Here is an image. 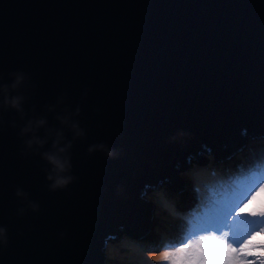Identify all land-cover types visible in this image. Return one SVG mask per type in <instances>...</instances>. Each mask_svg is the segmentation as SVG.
I'll use <instances>...</instances> for the list:
<instances>
[{"label":"water","instance_id":"1","mask_svg":"<svg viewBox=\"0 0 264 264\" xmlns=\"http://www.w3.org/2000/svg\"><path fill=\"white\" fill-rule=\"evenodd\" d=\"M14 72L27 79L10 93L23 118L0 93V264H105L122 231H146L145 195L183 191L190 161L264 144V0H0V85ZM77 106L76 179L50 191L40 153L57 130L73 139L56 117ZM41 118L33 151L20 129ZM99 144L114 156L87 152Z\"/></svg>","mask_w":264,"mask_h":264},{"label":"snow or ice","instance_id":"2","mask_svg":"<svg viewBox=\"0 0 264 264\" xmlns=\"http://www.w3.org/2000/svg\"><path fill=\"white\" fill-rule=\"evenodd\" d=\"M262 179L264 163H258L242 171L224 186L215 188L211 195L202 198L201 206L186 218L187 223L184 224L181 234L162 245L164 248L174 249L165 251L162 259L170 260L171 264H254V261L240 259L241 255L252 256L254 252L246 251L239 244L247 233V225L241 223L240 216L233 213L237 202L247 197ZM261 194H264V189H260L248 201L255 200ZM239 211L243 212L244 209L240 208ZM257 214L264 216V205L259 212L250 213L252 216ZM207 233L216 235L207 236ZM195 236H201L202 239L195 240L192 238ZM213 243L216 247L212 246ZM233 244L237 246L233 247ZM261 245V254L264 255V241H261ZM260 264H264V260Z\"/></svg>","mask_w":264,"mask_h":264},{"label":"clouds","instance_id":"3","mask_svg":"<svg viewBox=\"0 0 264 264\" xmlns=\"http://www.w3.org/2000/svg\"><path fill=\"white\" fill-rule=\"evenodd\" d=\"M9 75H10V77H12V82L10 84L0 85V93H3L2 105L4 108H12V109L16 110L17 112H19L21 114V118H23L24 111L22 108V102L25 99V97L23 95H10V93L13 91H17L20 88V86L25 82L27 77H26V74L20 73V72L10 73ZM57 103L58 104L62 103V99H59ZM47 107H48L49 111H53L56 106L53 105V106H47ZM64 111L67 113V109H64ZM79 112H80V108H79V106H77L73 112H71L67 115H64V116L58 115L56 117V119L60 120L61 124H65V125L69 126L70 130L73 132V139L72 140H66L63 131L57 130L55 132V138L52 140L50 150L40 153L42 159H44L51 166L50 169L47 170V174H46V179L48 181H50V184L48 186L50 191H55L57 189H64L67 185H69L70 183H72L76 179V177L69 174L71 172V168H72V165L70 162V149L72 147L73 140H75L77 137H83L84 131L79 127V124L77 121H71L70 120V116L79 115ZM46 123H47L46 119H43V118L35 120V121L29 120L25 124V126H23L20 129V134L22 136L27 134V133H32L31 138L24 141V144L27 148L32 149L33 151H37L39 148H42L47 143V136L45 138H40V137L35 135L36 129L44 126ZM12 126L15 127L16 126L15 123H13ZM181 135H184V133H181ZM255 145L256 146L253 145L252 147H250V149L254 148V151H255V149H256L255 147H257V148H263L262 150L264 151V144H262V142L256 143ZM33 146H35V148ZM97 149L106 151V154L109 157H112L115 154L112 150H108L106 148V146L103 144L91 145L87 149V152L90 154L94 150H97ZM245 153H247V150L245 152H243L242 154L244 155ZM242 156H239V157L242 158ZM257 156H260V153L258 154V152H257ZM239 157H237L236 159H238ZM213 162L214 161L212 159H210L205 165L194 166V167L198 170V169H201L202 167H207V165H210V166L213 165L214 166L215 163H213ZM227 162L233 163L232 161H227ZM222 163H218V164L220 165ZM260 189H264V179L260 180L256 184V186L252 189V191L249 192L248 196L240 201V203L237 205L236 210L234 211L233 214L236 215L238 209H240L241 206L247 200L251 199L252 195H254L256 192L260 191ZM182 192H184V190ZM182 192H180V195H182ZM15 194L18 197H25V198L27 197V193L23 192L20 189H17ZM195 195L193 194V197H194L193 204L195 202V199L200 198V194H198L197 197H195ZM29 207L32 209V211H37L39 206L36 203L29 201ZM18 211L20 214H22L24 212V209L21 208ZM248 220H249L248 217H241L240 216L241 223L245 224ZM186 223H187V220H185V224ZM169 225H170V223H169ZM178 226H179V223H178ZM262 230H264V229H262ZM61 235H63V234H61ZM126 235L127 234H123L121 237L113 239V240L119 241L122 239L123 240L122 242H128L130 239H125V238H131V235H129L127 237H126ZM206 235L207 236H215L216 234L215 233H207ZM192 238L195 240L202 239L201 236H195ZM0 242L7 244V236H6V229L5 228H0ZM110 243H111V241L107 245H109ZM145 249H151V248H145ZM106 261L107 260H105V263H106Z\"/></svg>","mask_w":264,"mask_h":264},{"label":"rangeland","instance_id":"4","mask_svg":"<svg viewBox=\"0 0 264 264\" xmlns=\"http://www.w3.org/2000/svg\"><path fill=\"white\" fill-rule=\"evenodd\" d=\"M253 145L256 146L255 144ZM215 171L217 170H211V168L202 167L201 170L199 171H197L196 169L195 172H190L189 174L184 172L183 174L180 173L178 175L182 179L183 178L185 179V176H183L184 174L188 175V178L190 179L188 184L193 188L194 191L193 194L194 195L196 194L195 197H197L198 193H196V191H197V185L199 184H204L203 186L204 188L206 189L211 188L210 191H212L215 188L224 186L229 180H232V179L214 177L213 182H211L209 180L210 175ZM145 197L150 199L152 204L153 205L155 204L158 207V209H156V212H158V215H160L159 220L162 223L165 224L176 223L177 225L178 223L179 224L183 223V221L179 216V213L175 212L173 207L164 203L162 199L165 196L162 193L159 192H157L156 194L150 193ZM155 199L157 200V202L154 201ZM262 205H264V194L258 195L255 200H252L251 202L248 201L245 204H243L241 206V208L244 209L243 212H240L238 209V216L249 218V220L245 223L247 225V233L241 238L239 243L244 238H246L247 240H249L251 245V247L248 246H247L248 248L246 247L247 248L246 251L254 252V255L252 256L241 255L240 259L254 261V264H260V262L264 260V255L261 254V247H262L261 241H264V230H262L264 229V216H261L259 214H257L256 216H252L250 215V213L252 211L259 212V209L261 208ZM167 209L172 210L171 214L168 213L169 210ZM180 233L181 232L179 231V235ZM125 239H130V240L128 242H122L123 241L122 239L119 241L112 240L111 243L106 246L104 250V254H105V259L107 261L105 264H171L170 260L166 261L165 263H155L157 261L163 260L162 257L165 251H171L170 249H167L162 253V251L165 249L164 247H162V245L163 243H167V242H162L161 245L159 242L158 246L153 247L151 249H145L143 244L138 243V240L133 238H125ZM205 242L211 243L209 241H205ZM212 246L216 247L214 243L212 244ZM233 247H235V244H233Z\"/></svg>","mask_w":264,"mask_h":264},{"label":"bare ground","instance_id":"5","mask_svg":"<svg viewBox=\"0 0 264 264\" xmlns=\"http://www.w3.org/2000/svg\"><path fill=\"white\" fill-rule=\"evenodd\" d=\"M241 153H242V151L240 153H237L236 155H241ZM256 156H257V154H255V153L252 154L250 156L249 160H253ZM232 159H234V158H232ZM231 161L235 162L236 159L231 160ZM241 164H244V166H246L247 161H242ZM192 165H193V161L192 162L190 161L189 164L186 165V167H189L188 169L186 168L185 171H182V169L180 170L182 172V174L184 172L188 173V174L190 172H195L196 169H195V167H192ZM240 167H242V166H240ZM183 176H185V179L183 178V183H185V185L181 189V190H184V193H182V195H180V190L173 191L174 193L172 194L168 190H166L165 187L157 188L156 190H154V192H151L154 194H156L157 192L162 193L165 196L162 199L164 201V203L173 207L175 212H177V213H180V212L186 210L188 207H190L192 205V203L194 201L193 188L188 184L190 179L188 178V175H186V174H184ZM154 201L157 202L156 199ZM156 209H158V207L154 204L153 205V211L151 213L150 221H149V224H148L146 231L143 234L136 236L139 238H133L134 236L133 237L131 236V238L138 240V243L143 244L144 248H153V247L158 246L159 242L161 244L163 240L172 236L173 235L172 233L178 228V225L176 223H170V225H169V223L168 224L162 223L159 220L160 215H158V212H156ZM167 210H169L168 213L171 214L172 210H170V209H167ZM173 222H175V221H173ZM122 232H124V234L130 235L127 231H122Z\"/></svg>","mask_w":264,"mask_h":264}]
</instances>
